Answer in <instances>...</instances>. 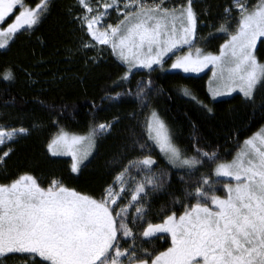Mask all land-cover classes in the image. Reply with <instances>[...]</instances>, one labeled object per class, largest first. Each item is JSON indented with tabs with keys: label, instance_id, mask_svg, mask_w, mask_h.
<instances>
[{
	"label": "snow or ice",
	"instance_id": "1",
	"mask_svg": "<svg viewBox=\"0 0 264 264\" xmlns=\"http://www.w3.org/2000/svg\"><path fill=\"white\" fill-rule=\"evenodd\" d=\"M76 5L81 14L73 20L90 37L81 40L80 48L97 51L92 63H99L104 51L98 46H107L127 66L113 82L114 88L125 90L106 94L102 101L112 104L131 97L141 110L148 108L154 91L151 79L138 81L131 90L134 70L146 69L150 76L153 65L162 66L169 53L187 46L189 53L177 56L171 69L190 73L212 65L213 98L239 91L250 107L255 108L259 98L264 112V62L256 55L258 43L264 44V0H231L224 8L215 31L209 33L224 36L218 54L196 47L206 38L198 32L203 21L194 0L171 6L169 0H76ZM51 6L52 0H39L35 6L27 0H0V49L17 34L40 25ZM109 10L119 14L116 23L107 22ZM68 11L72 15L71 6ZM10 17L14 19L7 23ZM0 79L14 82L15 73L6 69ZM182 92L196 99L187 88ZM129 116L137 119L136 112ZM119 123L120 117L114 116L91 125L84 135L61 128L47 143V151L53 157H71L70 170L79 173L98 142ZM138 125L139 133L129 129L124 151L139 155L120 167L99 197L70 188L55 176L47 186L30 173L0 183V258L19 255L25 264H264V128L225 161L218 151L200 147L195 132L189 154L154 109ZM30 134L29 127L0 124V168L6 166L14 145ZM154 147L169 168L183 172L178 195L168 191L171 173L153 158ZM121 159L111 163L120 165ZM213 165L211 172L202 171ZM159 194L171 198L172 209L179 205L183 211L164 212L154 223L149 219L151 198ZM158 234L170 236L166 250L146 246L160 239Z\"/></svg>",
	"mask_w": 264,
	"mask_h": 264
},
{
	"label": "trees",
	"instance_id": "2",
	"mask_svg": "<svg viewBox=\"0 0 264 264\" xmlns=\"http://www.w3.org/2000/svg\"><path fill=\"white\" fill-rule=\"evenodd\" d=\"M38 2L27 0L32 6ZM183 2L185 0H177L174 4ZM230 3L231 0H194V8L201 13L203 21L198 32L206 38L197 42L196 47L205 52H219L224 43L223 34L209 36V33L215 31L213 26L218 25L224 8ZM248 3L256 4L257 0H248ZM70 6L72 15L68 11ZM205 10L207 15H204ZM80 13L76 0H52L51 11L40 25L17 34L7 48L0 49V74L9 68L15 73L14 82L0 79V111L13 110V122H23L31 129L29 136L14 145L15 151L6 166L0 168V183L30 173L47 186L48 180L55 176L62 178L70 188L99 197L102 190L113 182L120 167L139 155L137 151H124L129 129L135 128L139 133L138 121L142 124L153 109L174 132L176 142L187 148L189 154H192L195 132L200 147L218 151L223 160L234 156L243 141L264 126L259 98L255 108L245 104L240 93L213 99L208 91L209 73L187 75L156 67L149 76L147 70H136L128 87L135 91L138 81L151 79L154 91L148 108L141 110L131 97H123L112 104L102 101L106 94L125 90L124 87L114 88L113 82L124 75L126 65L110 49L101 56L99 63H92L96 51L80 48L81 40L90 37L73 20V15ZM256 54L264 62V44H258ZM184 88L196 99L183 95ZM200 102L212 112L209 113ZM93 104L104 110L94 111ZM133 112L137 113L135 120L129 116ZM114 116L120 117V123L112 134L98 142L93 158L79 173L71 172L69 157H53L47 151V143L61 128L73 133H87L91 125L111 120ZM152 154L160 168L171 173L168 191L178 195L182 187L179 177L183 172L169 168L158 148L154 147ZM121 156L120 165L111 163ZM211 167L206 166L202 171L210 172ZM151 207L149 219L154 223L160 222L164 212L183 211L179 205L172 209L171 198L165 194L153 196ZM159 236L160 239H154L146 246L158 251L169 247V236ZM0 259L3 264H25L19 255Z\"/></svg>",
	"mask_w": 264,
	"mask_h": 264
},
{
	"label": "rangeland",
	"instance_id": "3",
	"mask_svg": "<svg viewBox=\"0 0 264 264\" xmlns=\"http://www.w3.org/2000/svg\"><path fill=\"white\" fill-rule=\"evenodd\" d=\"M176 1L177 0H169V4H170V6L172 5V4H174V3H176ZM121 8H122V5H121ZM123 10V9H122ZM81 14V13H80ZM80 14H78V15H80ZM118 18H119V14L116 12V11H114V10H109V15H108V17H106V19H107V22L108 23H116L117 21H118ZM14 19V17H10L8 20H7V23H11L12 22V20ZM7 23H5L4 24V27H6L7 26ZM259 44V43H258ZM98 47H103L104 48V51H103V53L101 54V56H103V54H106L107 52H109V47H107V46H98ZM95 51H96V49H94ZM111 50V49H110ZM189 48L187 47V46H184L183 48H181L180 50H178V51H176V50H174V53L175 54H173V53H169L168 54V56H166L165 57V63L162 65V66H159V65H153V68H156V67H161L163 70H166V71H179V72H182V73H184L182 70H173V69H171V64L175 61V59H176V57L177 56H184V55H187L188 53H189ZM192 51V54L193 55H195V50L194 49H192L191 50ZM112 52V51H111ZM214 54H218V52L217 53H214ZM96 55H97V51H96ZM114 55V54H113ZM257 55V54H256ZM116 58H117V56L116 55H114ZM118 59V58H117ZM119 60V59H118ZM120 61V60H119ZM121 62V61H120ZM127 67V66H126ZM136 70H146V69H136ZM136 70H134V71H136ZM205 73H209V82H208V91H209V93H210V95H211V97L213 98V96H212V94H211V92H210V88H214L215 87V77L213 76V66L212 65H209L208 67H206L203 71H199V72H190V73H184V74H187V75H201V74H205ZM236 93H239V91H235V92H232V93H230V94H224V95H220V96H216L215 98H213V99H222V98H228V97H231V96H233L234 94H236ZM0 113H3V119H0V124H6V125H8V126H12V127H19V126H24V123L23 122H20V121H14L13 122V119L14 118H12V116L14 115V113H13V110H3V111H0ZM151 113V112H150ZM150 113H149V115H150ZM148 115V116H149ZM25 127V126H24ZM261 128H264V126L263 127H261ZM260 128V129H261ZM260 129L258 130V131H260ZM258 131H256L255 133H257ZM56 133H58V131L56 132ZM56 133H55V135H56ZM71 133H73V132H71ZM254 133V134H255ZM74 134H78V135H84V134H86V133H74ZM54 135V136H55ZM253 136V134L251 135V136H249L248 138H250V137H252ZM247 138V139H248ZM244 142V141H243ZM244 147V143H242L241 144V146L239 147V149H238V151L237 152H239L242 148ZM96 150H97V147L93 150V152H92V155L88 158V160H86L85 161V164H87L92 158H93V156H94V154H95V152H96ZM159 150V149H158ZM236 152V153H237ZM236 153L234 154V156H232L231 158H229V159H227V160H225V161H231L234 157H235V155H236ZM63 157H69V156H63ZM70 159H71V157H69ZM84 164V165H85ZM212 167H214V165L212 166ZM212 167L210 168V172H211V170H212ZM82 168H83V166H82ZM81 168V169H82ZM218 194H221V195H223V193L221 192V193H218ZM158 235H161V234H158ZM168 235V234H167ZM169 236V235H168ZM169 239H170V236H169ZM171 241V240H170ZM166 250V249H165Z\"/></svg>",
	"mask_w": 264,
	"mask_h": 264
}]
</instances>
